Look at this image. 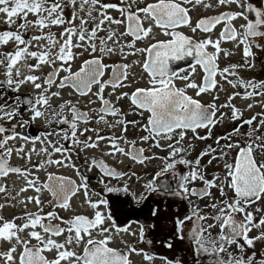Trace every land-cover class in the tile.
<instances>
[{
    "label": "snow or ice",
    "instance_id": "snow-or-ice-1",
    "mask_svg": "<svg viewBox=\"0 0 264 264\" xmlns=\"http://www.w3.org/2000/svg\"><path fill=\"white\" fill-rule=\"evenodd\" d=\"M195 3L228 10L193 21L192 0H0V178L16 174L23 179L15 195L0 184V192L8 195L0 202V264H136L134 255L151 262L156 254L125 239V234L137 233H130L120 218L129 205L146 206V220H158L159 205L167 200L181 206L187 202V207L183 215L173 216L174 230L163 243L172 248L176 239L187 238L189 259L162 257L165 264H264V79L241 74L264 72V60L258 64L253 51L254 46L264 52L258 40L264 39V0ZM235 19L243 23L235 27ZM221 21L224 27L213 39ZM121 25L123 32L118 31ZM181 26L206 35L196 39L179 30ZM156 28L167 38H158ZM127 36L131 39L121 42ZM223 40L243 45V63L218 67L220 53L229 55L220 46ZM139 42L147 46L137 47ZM138 53H147L139 76H129V64L105 63ZM185 57H192V63L169 67L170 61ZM197 67L203 71L200 81ZM141 80L144 84L138 86ZM225 83L233 91L228 93ZM133 85L131 93L122 91L115 100L104 95L107 86L111 96L117 86ZM238 87L243 91H236ZM222 92L224 103H217ZM203 94L211 102L202 101ZM86 97L87 105L98 100L99 107L82 108ZM235 97L250 101L246 110L259 105L261 111L245 117ZM121 98L130 100L127 111L118 106ZM128 112L140 119L128 120ZM101 113L116 119L109 121ZM101 122L119 127V136L101 135ZM33 124L44 130L39 135L24 131ZM129 127L136 133L131 141ZM217 127L227 130L214 135ZM209 139L213 144L198 149L197 141ZM28 143L32 147L25 153ZM88 149L113 159L119 155V166L89 157ZM33 152L41 155L39 162L32 161ZM73 152L77 158L85 154L82 165L73 161ZM13 154L27 157L28 166L12 164ZM154 161L152 173L144 175ZM51 166L75 169L79 182L47 171ZM82 168L99 169V190ZM39 171H46V179H40ZM27 190L34 195H21ZM44 192L49 199L42 198ZM74 198L76 208L85 211H76ZM17 208V213L5 215ZM60 210L70 214L62 216ZM145 227L140 224L141 242Z\"/></svg>",
    "mask_w": 264,
    "mask_h": 264
},
{
    "label": "flooded vegetation",
    "instance_id": "flooded-vegetation-1",
    "mask_svg": "<svg viewBox=\"0 0 264 264\" xmlns=\"http://www.w3.org/2000/svg\"><path fill=\"white\" fill-rule=\"evenodd\" d=\"M206 2V0H205ZM214 2V0H213ZM253 3L256 2V0H252ZM232 9L236 8V5H231ZM228 10L227 6H223L220 7L218 9H205L203 7V5H196L195 0H192V4L190 5V12H191V16L193 21L195 19H197L200 15H213V14H217L218 12L221 11H225ZM254 15V14H253ZM224 21H221L220 23H218L217 25H215L213 31H212V38L216 39L220 33V31L223 29L224 27ZM233 24V26L238 27L240 23H243V21L241 19H235L231 22ZM124 27L125 25H123V31H124ZM181 31H183L186 35H194L196 39H199L202 37V35H206L203 34L200 30L197 31V33L193 34L191 32L190 29H188L187 27H183L181 26L180 29ZM154 33H156L158 38H167L164 37L163 33H161L159 31L158 28L154 29ZM126 40H130L131 37L127 36L125 37ZM260 43H264V39H260L258 38ZM147 42H151V41H147ZM144 42H142L143 44ZM142 44H140V47H146L147 43H145V45L143 46ZM221 48L222 49H226L229 53V55L227 57L224 56V53L221 52L219 55V59H218V67L223 68L226 67L229 64L232 63H243V45H239V46H234L232 44V42L227 41V40H223L221 41ZM209 50H212L211 47L209 48ZM253 51H255L257 53V63L259 64L260 60H264V52H261L260 50L256 49L253 46ZM147 53H140L137 57H132V55H130L127 58H113L112 60H107L105 63L111 64L113 62L116 63H125V64H129L130 65V71L128 69H125V71L129 72V76H131V73H135L137 76H139L143 69L141 67V64L143 62V59L146 57ZM135 60H139L140 63L139 64H132V61ZM192 63V57H185V59L183 61H170L169 67L173 68V70H175L177 67L180 68H184L187 65ZM75 69V68H74ZM47 70V68L45 69V71ZM111 73V68L107 69L105 71V76L104 78L106 79L108 77V75ZM242 75L246 76V77H250L252 75H255L257 78L259 79H264V72H252V73H241ZM146 75V73H145ZM202 76H203V71L202 69H200L199 67H197V73L195 74V78L197 79V81L202 80ZM233 78V77H230ZM217 79H219V76H217ZM178 84L180 82H177ZM144 81L141 80L140 84L138 86H143ZM137 85H133L132 87L129 86H125V87H116V91L115 93H113L111 96H109V93L112 91V87L111 86H107L104 92V95L106 98L115 100L116 95H118L120 92H128L131 93V91L134 89V87ZM225 86H228L225 83ZM231 87V86H228ZM97 90L96 86H93V92H95ZM238 91H243L242 88L238 87ZM69 92L68 88H65L64 90V94H65V98H68L67 94ZM189 94H193V90L189 89ZM213 95H217L215 92L213 93ZM202 101L204 102H211V97L208 96L207 94H203L202 95ZM87 97L86 98H82L80 101V106L82 108H84L85 106H87V108H98L99 107V101L97 100L96 103L94 105H87ZM91 99L95 100V97L92 96ZM217 103L218 100L216 101ZM130 103V100L128 99H124L121 98V100L119 101V107H121L123 110L127 111V106ZM240 107V106H238ZM261 111V110H259ZM259 111H253L252 113H256ZM251 113V114H252ZM96 113H93V116H95ZM101 115H105L103 113H101ZM245 117H248L246 114H244ZM105 118L109 121H112L114 119H116V117H113L111 114H106ZM128 120H132V119H140V117L138 115H133L131 112L127 113V117ZM95 124V120L89 122V125H94ZM83 126V124L81 125ZM99 127L101 129L100 134L101 135H109V134H115L117 136H119L120 134V128L116 127V128H108L105 126V124L103 122H101L99 124ZM44 128L43 126L39 125V124H33L31 126H28L24 129L25 132L31 134V135H39L41 131H43ZM227 129H221L219 127H217L215 129V134L214 135H222L223 131H225ZM137 132H139L140 130L137 129ZM204 130H200L201 134H203ZM140 134H144V133H140ZM87 135H91L95 136V133L89 132L87 133ZM189 135H191V133H189ZM54 139V137H53ZM128 139L131 141L133 139H136V133L133 132L131 130V128L129 127L128 130ZM213 139H209L206 141H197V146L198 149L203 148L206 144H213ZM66 144L68 142H65ZM122 147H125L126 151H127V145H125L123 143V141L120 142ZM70 146V145H68ZM137 146L138 147H142L143 145L137 140ZM32 145L31 143H28L25 145L24 148V152L27 153L28 149L31 148ZM36 149L38 150L40 148V144L39 142L36 143ZM101 147L103 148L104 145L102 144ZM51 150V149H49ZM161 155H163L164 153L161 152ZM54 156L58 155V154H53ZM87 155L89 157L91 156H95L96 158H102L104 159V161L114 167H118L119 166V160L121 159V157L118 155L116 157V159H113L111 156H106L103 154V152L98 151L96 149H88L87 150ZM195 155V153L193 154ZM41 155L38 152H33L31 154V159L33 162H39V160L41 159ZM46 159V156L43 157ZM85 158V154L81 153L80 156L77 158L76 152L72 153V159L75 163H77L78 165H82L83 161ZM127 159V158H126ZM27 157H25L24 159L18 158L15 154H13V156L11 157V163L16 165H22L27 167ZM156 163L157 162H153V164L146 170V172L144 173V175H148L151 174L153 169L156 167ZM181 167V170H183V167ZM214 169H209V171H213ZM33 171H36L35 169H33ZM47 171H55L57 174L59 175H65V176H69L72 179L76 180L77 182H79V177L76 175L75 173V169L70 168V167H63V168H56L55 166H51L47 169ZM82 171H84V174L88 176L89 178V182L91 185L96 186L97 189L99 190V187L97 186V175L99 174V169L98 168H93L91 171H87L85 169L82 168ZM40 176L41 180L46 179V171H39L37 173ZM112 183H115V180L113 179ZM0 184H4L7 189H8V194L10 195H15V190L20 188L23 184V179L20 178L18 179L16 174H9V176L7 178H0ZM21 195L27 196V195H34V192H32L31 190H27L24 193H22ZM82 195V194H81ZM105 195H109V194H105ZM8 198V195H6L4 192H0V202H3L5 199ZM42 198L43 199H49L50 196L47 192L42 193ZM75 201H77V199H73L72 203H74ZM149 203H152L151 201H149ZM160 210H161V218L160 219H153V220H146V216L148 215V209L147 207H143V208H138L136 206H129V205H125L124 209L126 210L124 212V214L121 215V222L123 224H128L130 233L131 232H135L137 233V236H131L130 234H125V239H127L129 242L135 240L137 242V246L140 248H144L145 250L149 251L150 253H154L155 258L153 259V261L148 262V261H144L143 258L141 256H133V259L136 261V264H165V260L162 259V257H167L168 259H175L177 257H181L185 260L189 259V252H188V244L189 241L187 238H185L184 240H179L176 239L173 243V247L169 248L167 247L163 241L170 239L172 232H173V225L171 223L173 216L177 213L183 215L186 211V207H187V202H185L184 206H181L179 203H172L170 200L167 201H162L161 204L159 205ZM29 208L32 209L33 205L29 204ZM46 211L48 209H45ZM19 211V208L17 209H11V210H6L5 211V215H11L14 213H17ZM64 210H60V215L64 216ZM126 215V219L124 218V216ZM131 221V223H129ZM139 222V223H137ZM143 223L146 225L145 227V240L143 242L139 241V228H140V224ZM190 227V225H189ZM148 241H151V243H148ZM204 259L206 260L207 257H204Z\"/></svg>",
    "mask_w": 264,
    "mask_h": 264
},
{
    "label": "rangeland",
    "instance_id": "rangeland-1",
    "mask_svg": "<svg viewBox=\"0 0 264 264\" xmlns=\"http://www.w3.org/2000/svg\"><path fill=\"white\" fill-rule=\"evenodd\" d=\"M109 2H113V3H118L119 2V0H108ZM112 14L114 15V16H119L120 14H119V12L118 11H115V10H113L112 11ZM6 27V26H5ZM118 31L119 32H123V25H121L120 27H119V29H118ZM155 35H157L156 33H154ZM124 40H126V38H123L122 40H121V42H123ZM145 43H147V42H144L143 44H142V42H139L138 44H137V47H140L141 45L140 44H142L143 46L145 45ZM140 53H138V54H134V55H132V57H137L138 55H139ZM113 58H119V57H113ZM107 61V60H106ZM105 61V62H106ZM77 65H74L73 67L75 68ZM229 86V85H228ZM228 86H225V88L228 90V93H230L231 91H233V89L231 88V87H228ZM30 87V86H29ZM26 89H21V91H25ZM236 91H238V88L237 89H235ZM256 99H261L260 97H257ZM218 102L219 103H224V100H225V93H220L219 94V97H218ZM233 102L237 105V106H240V107H242V108H245V111H244V114H246L247 116L248 115H251V113L253 112V111H259V110H261V108H260V106L259 105H257V106H254V108L251 110V111H248V110H246V104L247 103H249L250 101H246V100H242V99H240L239 97H235L234 98V100H233ZM98 186V185H97ZM99 187V186H98ZM77 203H78V201H75L74 203H72L73 204V207L74 208H76V205H77ZM76 211L77 212H81V211H85L84 209H80V208H76ZM65 213H64V216H67V215H69L70 213L69 212H66V211H64Z\"/></svg>",
    "mask_w": 264,
    "mask_h": 264
},
{
    "label": "bare ground",
    "instance_id": "bare-ground-1",
    "mask_svg": "<svg viewBox=\"0 0 264 264\" xmlns=\"http://www.w3.org/2000/svg\"><path fill=\"white\" fill-rule=\"evenodd\" d=\"M109 2V1H108Z\"/></svg>",
    "mask_w": 264,
    "mask_h": 264
}]
</instances>
